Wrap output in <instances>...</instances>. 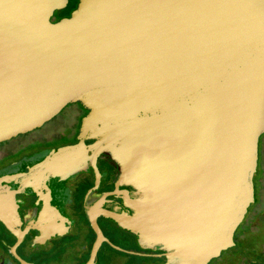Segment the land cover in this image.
Instances as JSON below:
<instances>
[{"label": "water", "instance_id": "water-1", "mask_svg": "<svg viewBox=\"0 0 264 264\" xmlns=\"http://www.w3.org/2000/svg\"><path fill=\"white\" fill-rule=\"evenodd\" d=\"M66 4L0 0V143L67 105L88 111L76 144L0 169V222L16 244L29 229L48 239L58 226L42 191L90 168L96 188V162L106 159L114 190L87 208L97 239L86 264L100 244L97 216L163 264H208L235 245L255 202L264 0H78L51 22ZM19 194L43 206L24 231ZM106 196L123 210L102 208Z\"/></svg>", "mask_w": 264, "mask_h": 264}, {"label": "flooded vegetation", "instance_id": "flooded-vegetation-1", "mask_svg": "<svg viewBox=\"0 0 264 264\" xmlns=\"http://www.w3.org/2000/svg\"><path fill=\"white\" fill-rule=\"evenodd\" d=\"M77 3L78 0H67L64 8L54 12L51 22L69 17L76 8ZM69 106L71 110L68 116L63 118L61 122L59 121L52 128L50 134L31 140L29 143L22 145L21 148L17 147L18 155L15 158L6 160L17 149L15 151H13L14 149H7L2 152L0 154V169L19 162L23 158H30L44 150L76 144L81 120L88 111L79 103L70 104ZM67 107L68 105L38 129H42L46 124L56 121L58 117L65 114ZM55 140H61V144L52 147L51 142ZM85 143L89 144L91 142L86 141ZM260 159L264 160V133L258 138L257 142V165L253 177L255 202L250 205H255L258 201L255 179L259 173ZM96 168L99 174L96 188V175L90 168L88 172L76 175L64 182L52 183L46 190L42 191V195L45 196L48 202V211L51 213L47 212L49 214L46 220L48 219V222H53L58 226L57 232L48 239L41 241L40 232L29 229L23 233L21 241L16 244L17 238L0 222V264H22L13 255V247L16 256L26 264H86L90 259L93 245L97 239L87 216V208L91 207L105 193L112 192L116 179V170L106 159H98ZM16 199L21 222L20 230L24 231L28 224L37 220L43 206L40 202H37V197L33 195L19 194L16 195ZM105 200L108 202H104L102 208L113 210L118 206L121 208L118 210L119 212L123 210L119 199L106 196ZM95 223L101 233V238L93 264L164 263L165 259L159 252L142 250L133 235L120 229L111 220L97 216ZM261 224H264V206L254 213L253 222L249 225L248 233H243L244 237L240 241L236 240L240 225L237 227L233 235V242L236 246L233 247H242L246 243L245 246L248 251L252 252V255L264 254V231L259 229ZM253 228L255 230L259 229L258 232H251ZM239 260L241 261L239 257H232L228 258L223 264H238Z\"/></svg>", "mask_w": 264, "mask_h": 264}, {"label": "rangeland", "instance_id": "rangeland-1", "mask_svg": "<svg viewBox=\"0 0 264 264\" xmlns=\"http://www.w3.org/2000/svg\"><path fill=\"white\" fill-rule=\"evenodd\" d=\"M77 6V5H76ZM71 110V107L68 105L65 114H63L62 116L58 117L56 119V121H54L53 123H48L46 124L44 127H42V129H36L30 133H27L25 135H19L9 141L0 143V154L2 152H4L7 149H14L13 151H15L17 149V147H20L22 145H25V143H29L31 140H34L36 138H40L44 135L50 134L52 128L55 127V125L63 118H65L66 116H68L69 112ZM61 144V140H55L51 142V146H58ZM18 149L12 153L10 156H8L6 158L10 159V158H15L18 154H17ZM255 187H256V194H257V203L255 205H250L247 215L244 218V221L242 222V224L238 227V233L236 236H238L240 233H248V229H249V225L253 222V216L254 213L261 207L264 206V160L260 159L259 161V173L255 179ZM261 228L260 231H264V224L260 225ZM257 227V225H256ZM259 229H251V232H258ZM243 234H241L242 236ZM244 237V236H243ZM242 237V238H243ZM241 238V239H242ZM247 241V240H246ZM249 243L247 242V245ZM246 243H244L242 245V247L239 248H233V249H227L226 251L222 252L219 258L213 259L212 261H210L209 264H223L227 261L228 258H232V257H236L239 259L241 257H244L243 259H241V261H238V264H264V254H260V255H252V252L248 251L246 248ZM229 264V263H228ZM233 264V263H231Z\"/></svg>", "mask_w": 264, "mask_h": 264}, {"label": "trees", "instance_id": "trees-1", "mask_svg": "<svg viewBox=\"0 0 264 264\" xmlns=\"http://www.w3.org/2000/svg\"><path fill=\"white\" fill-rule=\"evenodd\" d=\"M241 234H243V233H240L238 236H236V240L237 241H240L241 240V238L243 237V235L241 236ZM237 235V234H236ZM236 246V245H235ZM233 248H239V246L238 247H232V248H229V249H233ZM226 251V250H225ZM222 252H224V251H222ZM221 252V253H222ZM221 255V254H220ZM220 257V256H219ZM218 257V258H219ZM244 257H241L240 259H243Z\"/></svg>", "mask_w": 264, "mask_h": 264}]
</instances>
